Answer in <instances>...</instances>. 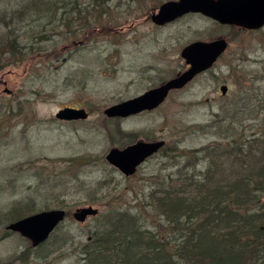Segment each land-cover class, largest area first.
Here are the masks:
<instances>
[{
  "label": "rangeland",
  "instance_id": "rangeland-1",
  "mask_svg": "<svg viewBox=\"0 0 264 264\" xmlns=\"http://www.w3.org/2000/svg\"><path fill=\"white\" fill-rule=\"evenodd\" d=\"M54 1L41 5L48 10L38 14L28 0H0V50L6 47L8 29L22 49L0 57L4 264H83L85 243L113 210H140L143 219L160 223L159 233L168 236L169 226L148 205V196L157 185L176 188L187 181L180 176L190 167L183 166L195 157L186 150L203 148L209 156V144L224 137L264 138V27L243 30L192 12L158 26L150 18L152 10L169 0H106L97 15L84 9L81 16L86 13L89 21L77 18L70 28L76 34L69 35L61 28L62 5ZM19 7L23 15L9 20L4 10ZM216 38L227 40L225 52L183 88L170 90L159 106L124 118L104 115L110 105L183 73L182 47ZM236 101L243 105L234 111L230 107ZM65 107L85 109L87 119H57ZM137 141L163 144L132 175L105 160L111 148L121 150ZM207 162L199 159L196 171L204 172ZM87 206L97 208V215L76 222L71 213ZM59 208L67 218L38 249L5 229L27 215Z\"/></svg>",
  "mask_w": 264,
  "mask_h": 264
},
{
  "label": "trees",
  "instance_id": "trees-1",
  "mask_svg": "<svg viewBox=\"0 0 264 264\" xmlns=\"http://www.w3.org/2000/svg\"><path fill=\"white\" fill-rule=\"evenodd\" d=\"M28 1L37 7L33 11L38 14L48 10L41 5L56 3ZM57 1L64 10L61 28L69 35L76 34L70 28L77 18L89 21L86 13L81 16L84 9L89 13L91 8L90 12L97 15L107 3ZM4 12L9 20L23 15L20 7ZM9 33L5 34L6 47L0 50V57L22 52L18 38L11 39ZM239 99L245 101L243 96ZM240 105L236 101L230 108L236 111ZM222 140L209 144V156L203 148L186 150L195 157L194 163L183 166H189L188 171H181L184 176L180 178L187 181L176 188L168 183L157 185L149 192L148 205L169 226L168 236L159 233L160 223L143 219L140 210L135 214L127 208L113 210L110 219L101 221L93 239L85 243L83 264H264V138L261 134L251 140L231 136ZM199 159L208 160L204 172L194 167Z\"/></svg>",
  "mask_w": 264,
  "mask_h": 264
},
{
  "label": "water",
  "instance_id": "water-1",
  "mask_svg": "<svg viewBox=\"0 0 264 264\" xmlns=\"http://www.w3.org/2000/svg\"><path fill=\"white\" fill-rule=\"evenodd\" d=\"M198 13L209 17L221 25L238 26L244 30H257L264 27V0H169L159 5L157 12H152L150 18L156 25H164L179 18L183 14ZM227 40L216 38L212 41H195L184 47L180 52L187 68L183 73L166 81L161 86L151 88L130 100L110 105L104 110L106 117L124 118L141 111L152 110L160 105L170 90L181 89L195 75L211 67L218 56L225 52ZM222 95L227 92V86H219ZM7 93H10L6 90ZM61 120L87 119L84 109L65 107L55 115ZM163 142L153 144L137 141L123 149L111 148L105 155V160L124 175H132L145 156L157 150ZM98 209L93 206L77 208L71 213L78 223L96 216ZM64 209H49L27 215L22 219L6 225L5 229L18 232L23 238L29 239L32 247H37L49 239L50 234L66 219ZM4 264V263H0Z\"/></svg>",
  "mask_w": 264,
  "mask_h": 264
},
{
  "label": "flooded vegetation",
  "instance_id": "flooded-vegetation-1",
  "mask_svg": "<svg viewBox=\"0 0 264 264\" xmlns=\"http://www.w3.org/2000/svg\"><path fill=\"white\" fill-rule=\"evenodd\" d=\"M153 12H154V10H152ZM156 12V11H155ZM238 28H240V27H238ZM242 29V28H241ZM187 67V66H186ZM71 108H74V107H71ZM76 108H78V107H76ZM76 108H74V109H76ZM78 109H83V108H78ZM84 111L86 112V110L84 109ZM142 112H148V110H145V111H142ZM141 112V113H142ZM141 113H139V114H141ZM77 120H81V119H77ZM77 120H67V121H77Z\"/></svg>",
  "mask_w": 264,
  "mask_h": 264
}]
</instances>
